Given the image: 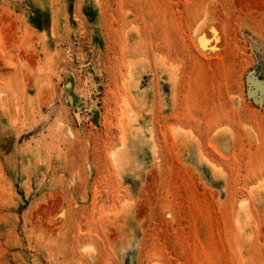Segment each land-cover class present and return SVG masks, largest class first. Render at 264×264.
Returning <instances> with one entry per match:
<instances>
[{
	"label": "rangeland",
	"instance_id": "374dc122",
	"mask_svg": "<svg viewBox=\"0 0 264 264\" xmlns=\"http://www.w3.org/2000/svg\"><path fill=\"white\" fill-rule=\"evenodd\" d=\"M0 264H264V0H0Z\"/></svg>",
	"mask_w": 264,
	"mask_h": 264
},
{
	"label": "bare ground",
	"instance_id": "6f19581e",
	"mask_svg": "<svg viewBox=\"0 0 264 264\" xmlns=\"http://www.w3.org/2000/svg\"><path fill=\"white\" fill-rule=\"evenodd\" d=\"M123 115H124V114H123ZM124 116H125V115H124ZM125 117H126V116H125ZM120 118H121V117H120ZM125 120H126V118L123 117L122 120H121V121H122V125H123V124L125 125V123H126ZM120 123H121V122H120Z\"/></svg>",
	"mask_w": 264,
	"mask_h": 264
}]
</instances>
